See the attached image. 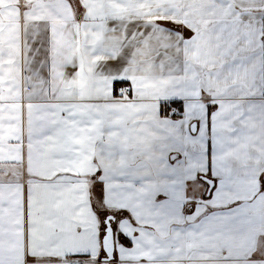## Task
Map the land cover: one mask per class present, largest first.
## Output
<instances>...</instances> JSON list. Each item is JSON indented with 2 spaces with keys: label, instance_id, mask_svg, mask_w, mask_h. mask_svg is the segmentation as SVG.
<instances>
[{
  "label": "snow or ice",
  "instance_id": "1",
  "mask_svg": "<svg viewBox=\"0 0 264 264\" xmlns=\"http://www.w3.org/2000/svg\"><path fill=\"white\" fill-rule=\"evenodd\" d=\"M0 264H264V0H0Z\"/></svg>",
  "mask_w": 264,
  "mask_h": 264
}]
</instances>
